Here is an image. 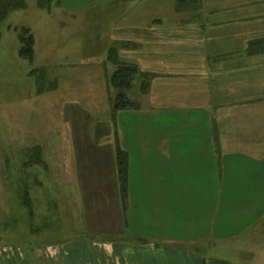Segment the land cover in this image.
I'll return each instance as SVG.
<instances>
[{
  "label": "crops",
  "instance_id": "0c3cea01",
  "mask_svg": "<svg viewBox=\"0 0 264 264\" xmlns=\"http://www.w3.org/2000/svg\"><path fill=\"white\" fill-rule=\"evenodd\" d=\"M115 1L61 5L72 11ZM133 1L131 13L144 2ZM260 1L201 0L183 12L175 4L163 16L116 21L119 62L150 80L140 81L139 110L118 112L109 131L106 121L93 127L98 140L93 159L81 162V195L94 208L85 225L99 240L61 246L79 247L72 264H234L228 255L240 250L233 241L264 224V144L235 145V135L217 125L238 103L218 92L234 88L232 75L245 74L246 88L255 73L264 79V51L248 46L258 37L241 28L263 16L252 11L264 9ZM109 50L102 92L87 95L106 109L117 71ZM80 144L87 147L88 138ZM118 150L127 157L125 195ZM58 248L6 244L0 264H57Z\"/></svg>",
  "mask_w": 264,
  "mask_h": 264
},
{
  "label": "rangeland",
  "instance_id": "374dc122",
  "mask_svg": "<svg viewBox=\"0 0 264 264\" xmlns=\"http://www.w3.org/2000/svg\"><path fill=\"white\" fill-rule=\"evenodd\" d=\"M132 2L117 0L64 11L61 0H26L24 10L13 12L0 25V246L56 245L57 264H72L70 256L78 258L79 247L61 246L99 240L85 225V212L94 208L82 198L85 171L80 166L94 157L91 150L98 139L93 127L106 121L102 124L109 131L120 112L114 109L120 92L113 89L107 109L102 100L87 95L96 89L102 92L108 50L112 65L118 57V49L112 48L117 20L124 22L140 13L163 16L175 4L178 11L177 0H144L131 13ZM259 3L264 6V0ZM252 11L263 16L241 28L258 37H249V49L264 51V9ZM22 30L34 39L32 62L19 54ZM232 78L234 88L218 92L238 103L228 108V118L217 123L218 128L235 135V145L264 144V79L259 81L255 73L246 88L245 74ZM142 80L150 78L137 72L124 92L136 110ZM80 130L87 131L81 135ZM87 138L84 147L80 141ZM115 157L117 162V153ZM233 242L240 250L228 255L234 264H257L258 259L264 264V224L245 240Z\"/></svg>",
  "mask_w": 264,
  "mask_h": 264
},
{
  "label": "trees",
  "instance_id": "16d2710c",
  "mask_svg": "<svg viewBox=\"0 0 264 264\" xmlns=\"http://www.w3.org/2000/svg\"><path fill=\"white\" fill-rule=\"evenodd\" d=\"M200 2L201 0H177L178 12L192 9L193 6H197ZM25 8V0H0V25L9 19L13 12L24 10ZM20 41L22 44V48L19 53L20 56L32 62L34 59L33 37L30 36V38H28L25 36V31L22 30ZM113 61L117 66V71L111 79V85L120 92L116 99L114 109L115 111L120 112L135 111L136 107L127 101L124 96V92L131 88L134 76L138 71L133 66L120 63L117 56L113 58ZM117 169L122 194L125 195L128 187V165L126 154L121 150H118L117 152Z\"/></svg>",
  "mask_w": 264,
  "mask_h": 264
}]
</instances>
